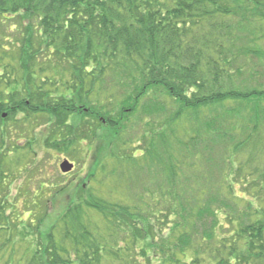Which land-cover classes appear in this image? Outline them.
Masks as SVG:
<instances>
[{
  "label": "trees",
  "instance_id": "1",
  "mask_svg": "<svg viewBox=\"0 0 264 264\" xmlns=\"http://www.w3.org/2000/svg\"><path fill=\"white\" fill-rule=\"evenodd\" d=\"M0 16L23 21L22 59L7 66L21 74L0 76V112L11 108L6 121L21 104L40 123L71 127L68 112L86 109L80 104L95 90L123 107L114 124L105 123L111 131L126 113L148 126L161 119L148 146L144 132L113 142L119 182L127 173L143 177V166L158 170L145 192L118 184L106 202L111 215L97 201L100 226L79 210L61 219L62 239L41 232L34 242L32 232L20 240L23 217L10 213L17 207L10 187L0 191V264H210L212 257V264H264V0H0ZM30 19L38 25L24 23ZM44 45L49 56L41 60ZM87 85V97L78 96ZM59 137L48 148L74 153L77 136ZM6 142L0 138V151ZM134 142L140 155L117 149ZM12 148L0 159L20 153L19 144ZM5 183L0 178V189ZM45 186L60 182L38 181L36 209L40 199L49 203ZM36 209L34 226L44 220ZM150 212L162 215V227L174 226L167 236H150Z\"/></svg>",
  "mask_w": 264,
  "mask_h": 264
},
{
  "label": "rangeland",
  "instance_id": "2",
  "mask_svg": "<svg viewBox=\"0 0 264 264\" xmlns=\"http://www.w3.org/2000/svg\"><path fill=\"white\" fill-rule=\"evenodd\" d=\"M24 21H26L24 22L25 24H33L34 26L38 25V20L36 19ZM22 23L23 21H21L19 17L8 20L0 16V76L5 79H10L13 75V72H11L13 67H9L8 69L7 66L10 64H16L20 61V59H22V44L18 38L20 32V29L18 28L21 27ZM42 52L43 53L40 54L39 58L41 60L44 59V56H49V52L47 51V47L45 45L42 47ZM19 74H21V71L15 69V75L13 76H19ZM59 74L60 82L62 73L59 72ZM1 89L7 91L3 87H1ZM20 89L22 90V88ZM88 89L89 85L84 88L79 87L78 90H80V92L78 96L84 98ZM61 92L59 91L58 93ZM91 93L90 98L89 96H86L90 102L88 103V100L85 98V102L80 104L85 106L86 109L77 110L75 113L68 112L69 115L65 117L66 123L71 124V127L64 124L63 120H61V124L57 125H55V119H52V122L47 123H42L41 120L40 123L41 116L36 117L34 114L28 115L27 112L26 114L18 112L11 117L9 116L7 121L0 119V125L3 122H6L7 124L5 127L7 129H5L6 132L4 134V138H2V130L0 129V138L7 141L6 144H4L6 148H1L2 151L5 150L4 154L9 149L13 150L12 147H14L15 144H19V147L21 148L20 153H13L8 158H6L7 156L3 154V158L5 157L6 159H0V171H3V173H0V178L3 179V182L4 180L6 182L0 191L2 193L7 192V187H10L9 190L13 194L11 196L12 202L17 203V207L14 208L15 212L12 211L10 213H12V217H14L15 220L16 217H23V221L18 222V224H22V229L18 227L17 230L20 233V240L23 239L22 237H25L32 232L38 233L36 238H34V242H40L43 240L41 232H51L52 235H55L56 239H62V231L66 226L60 224L61 219L67 214H77L79 210L82 214L84 213V216L86 215L88 221L92 225L100 226L103 221L98 216L99 210L96 209L98 207L94 206L97 205V201L104 206L106 205L105 212L108 211L107 214L109 213V215H111V205L107 206L106 202L114 200L117 196L116 192L118 184L123 187L125 192L127 189L128 192L138 194L143 191L145 192V188H150V184L147 183L149 180L151 181V179L154 178L155 174H157V165L152 168L149 167L148 169L143 166L144 172L140 171L139 168L136 167L134 169L138 168V170H136L137 173L138 171H140V173H144L143 177H130L131 174L127 173V177L124 179L122 178L119 182V171H121V169L118 165L114 166L115 162L111 154L114 144L113 142L118 139L116 146L123 144L128 136H133V132H139L140 134L144 132L148 134L149 139L145 143L148 146V142L150 143L153 139V132H155V130L158 132V130L161 129L160 124L158 123V120L161 119H159V117H154L153 124L148 126L135 119L136 117H133L132 114L126 113L125 115H121V117L126 118L127 120H123L124 123H120L118 121L116 128H112L113 131H111V129L109 130L108 128H105V123L113 122L114 124L116 119H118L119 114L122 113L123 107L119 106V108L116 109L113 104H116L117 101H109V98L107 99L105 93L103 92H97V90H95ZM23 94H26V92ZM52 95L54 97V93ZM51 100H54V98ZM99 101L105 104L110 102L112 106L109 105L108 109L105 110L100 109L99 107L95 109L91 107V103L98 104ZM89 108L90 112L93 111L95 113V117L90 115V113H87L89 112ZM96 114H100V116L97 118ZM146 118L149 117L146 116ZM52 126H60L63 130H58L57 127L52 130ZM71 128L74 131H71ZM53 132H57V135ZM113 133H115V135H113ZM59 134V139L65 134L77 136L78 143L74 153L73 149L54 150L48 148L50 146L48 142H56L57 139L54 140V138H57ZM109 135L111 137L110 141L108 137ZM50 136H52L53 140L50 139ZM134 144L135 145L133 146L131 145L126 147L118 146L117 149L120 150L119 152L122 154L129 155L130 153H136L135 155H140L141 150L139 149L138 143L134 142ZM170 148L175 150V147L171 146ZM2 151H0V154H2ZM65 159H69L75 163L73 169L68 172L63 171L61 166ZM104 160H108V162H105ZM24 164L27 166V169L25 170L23 168ZM111 164L113 166H111ZM39 180L48 182L59 181L60 186L58 188L45 186V191H47V194L51 196L49 203L45 206L44 202H41L42 199L39 198V208L36 209L32 200V191L35 188L38 189ZM131 201L132 198L130 199V202ZM138 202L140 201L137 200L134 204H137ZM65 206L71 207L72 211H69V209L65 208ZM35 209L37 215H43L44 217L42 222H38L36 220V226L31 223V221L35 218ZM9 211H11V209ZM154 215L158 216L156 217ZM158 217L159 223L156 222ZM160 217H162L161 214L150 212L147 214L146 218L148 219L146 225L148 226V231L151 234L150 236H155V238H163L167 236L170 230L174 227L171 226V224L170 226L167 225V228L162 227V224H160ZM220 218L228 225L229 220L224 219V213ZM24 224L27 225V229H25ZM95 229L100 231L98 227ZM217 232L222 234L220 227H217ZM28 246L30 245L27 244L26 247ZM72 255L75 256L76 254L72 252ZM202 255H210V253L203 251ZM213 262L214 257H212L210 264Z\"/></svg>",
  "mask_w": 264,
  "mask_h": 264
},
{
  "label": "flooded vegetation",
  "instance_id": "3",
  "mask_svg": "<svg viewBox=\"0 0 264 264\" xmlns=\"http://www.w3.org/2000/svg\"><path fill=\"white\" fill-rule=\"evenodd\" d=\"M29 103H30L29 99H26L25 100V104H29ZM16 106H17V107H15L16 108V112H22V110L20 109L21 104H18ZM10 111H11V108H9L8 111L4 110V111L0 112V117L2 119H5L8 116L7 112H10Z\"/></svg>",
  "mask_w": 264,
  "mask_h": 264
},
{
  "label": "water",
  "instance_id": "4",
  "mask_svg": "<svg viewBox=\"0 0 264 264\" xmlns=\"http://www.w3.org/2000/svg\"><path fill=\"white\" fill-rule=\"evenodd\" d=\"M61 166H62L63 171L65 172L72 170L74 167V165L70 163L68 160H65Z\"/></svg>",
  "mask_w": 264,
  "mask_h": 264
}]
</instances>
